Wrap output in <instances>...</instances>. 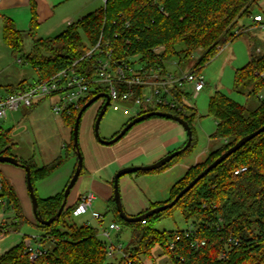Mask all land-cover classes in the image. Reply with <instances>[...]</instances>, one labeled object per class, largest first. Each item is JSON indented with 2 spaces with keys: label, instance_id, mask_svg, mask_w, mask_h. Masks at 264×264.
<instances>
[{
  "label": "trees",
  "instance_id": "16d2710c",
  "mask_svg": "<svg viewBox=\"0 0 264 264\" xmlns=\"http://www.w3.org/2000/svg\"><path fill=\"white\" fill-rule=\"evenodd\" d=\"M262 1L108 0L106 6L103 4L96 11L68 25L58 35L42 38L38 35L36 1L30 0V29L27 32L20 31L11 17L3 15L2 35L15 56L25 51V37H31L32 48L26 59L37 68L40 78H48L73 65L87 53L90 46L97 43L101 35L103 44L108 41L113 47L118 61L138 56L149 66L167 68L166 63L172 60L181 68L195 59L191 70L200 72L222 47L251 29L253 23L246 25L243 21L252 19L258 13L255 9L260 7ZM253 41L251 59L236 71L234 82L235 89L245 94L248 101L251 96L260 97L264 85V50L257 51L261 47L264 49V39L255 36ZM156 48L160 50L156 51ZM87 66H90V62L85 60L76 65L80 71ZM24 85L21 82L17 86H10L7 91H14ZM98 93L92 94L89 100ZM155 110L172 112L189 121L194 145L195 113L185 115L176 110ZM78 112L62 116L73 127V132ZM209 115L217 123L214 137L224 140L221 151H213L211 160L210 155L206 161L189 168L185 176L172 187L171 198L165 203L172 201L191 180L242 137L264 125V100L252 109L248 102L241 104L217 90L210 97ZM10 132V128L3 129L0 126V155H12L10 144L13 138ZM21 160L31 166L33 184L49 176L61 164L59 159L38 168L30 161ZM244 165L248 166V170L236 175L235 170ZM84 169L83 166L81 175ZM3 181L4 189L0 197L10 199L8 208L14 209L16 220L5 227L7 235L19 232L24 223L31 221L26 218L13 187ZM38 200L40 214L50 219L58 212L64 193L45 199L38 197ZM76 205L68 206L67 203L61 216L50 226L42 225L37 220L32 222L43 230L40 236L43 244L49 247L48 252L36 261H31L22 241L0 255V264H123L119 256L113 259L107 257L103 241L98 237L99 227L87 223L77 225L69 221ZM111 206L114 221L131 227L134 232V240L125 247L133 260L132 264H145V259L153 256L152 250L156 246H161L163 253L168 256L166 264H264V132L210 171L174 207L147 217L144 224L141 221L123 220L114 198ZM176 207H181L186 220H193L196 232L192 236H183L172 250L169 242L175 238L176 232L182 230L159 232L151 224ZM47 236L53 239V243L47 240ZM203 240L205 245L195 246Z\"/></svg>",
  "mask_w": 264,
  "mask_h": 264
},
{
  "label": "rangeland",
  "instance_id": "374dc122",
  "mask_svg": "<svg viewBox=\"0 0 264 264\" xmlns=\"http://www.w3.org/2000/svg\"><path fill=\"white\" fill-rule=\"evenodd\" d=\"M99 3L101 6L103 5L102 0ZM256 11L264 13V0L261 2L260 7L255 9ZM3 15L6 14L0 11V91L1 93H7V89L10 86H17L21 82L25 84L33 83L40 78V74L37 68L28 63L26 59L32 48L31 37H25V51L17 56L12 53L11 48L3 40ZM246 22V25H248L249 19L243 21V23ZM257 25H253L250 27L251 29L227 43L214 58L202 67L200 72L205 77L206 86L196 98L191 97V103L195 108L192 109V112H188L189 115L194 113L197 115L193 122L196 132L194 145L185 153L174 158L170 165L163 169L129 173L120 178L122 202L129 216H138L152 208L166 204L165 202L171 198L172 183L183 178L192 166L206 161L213 151L220 150L224 140L214 137L217 123L209 115L210 97L217 90L228 94L241 104L248 102L249 107L252 109L257 108L261 100H264V85L260 91V97L251 96L249 101L245 94L239 93L234 87L236 71L244 67L251 59V53L254 51L253 38L260 36V38L264 39V28L260 29ZM56 35L58 34H39V37L48 38ZM263 50L262 47L257 49L258 52H263ZM20 58L23 59V63L19 62ZM195 62L196 60L194 59L179 68L176 61L170 60L166 63V66L172 71L187 72L191 70ZM188 88L190 92L193 91L191 86ZM51 104L52 100L46 99L31 109L21 108L11 114L8 119H0V126L3 129H11L10 134L13 139L10 144V153L13 156L30 161L38 168L50 165L61 159V164L49 176L35 181V190L37 196L41 199L64 193L78 164V155L74 146L73 127L66 123L62 116L53 113ZM98 105L99 100L84 112L80 122L79 145L83 157L81 135L85 124L90 122L89 118L92 117L89 124H92L93 128L95 127L99 113ZM115 105L117 106L115 107ZM155 109H157V106L154 103L147 102L145 104L146 111ZM92 110L95 111L94 116L91 115ZM137 110L138 106L132 100H118L116 104H110L100 123V135L102 138L111 139L116 132H120L129 119L135 116ZM14 126L16 127L14 128ZM213 157L211 155L210 160ZM2 164H10L12 167H18L26 171L22 165L0 163V165ZM1 174L3 179L13 187L17 197L18 195L19 197L23 195L18 182L16 181L17 184L14 183L15 178L12 175H5L2 171ZM89 182L88 179L82 177L73 188L69 201H71L76 192L87 193L90 187ZM111 197L108 201L105 196L98 195L97 199L94 200L93 207L87 213L80 216L73 215L69 217V221L77 225H82L89 221L92 226L99 227L101 231L102 228L99 226L98 220L92 218V211L102 214L104 216L102 226L108 227L115 219L111 206L114 190ZM22 206L24 207L26 218L29 219L26 215L28 210H26L23 203ZM27 207L30 210L31 206ZM14 218L15 211L13 208L9 207L5 212L0 210V224ZM32 221H36L35 217H33ZM32 221L24 223L19 232L13 233L21 237L22 235H42L43 230L33 224ZM151 225L157 231L164 232L192 228L194 223L192 219L186 220L181 207H176L167 211L160 220H155ZM119 226L120 230L111 233L112 239L127 247L134 240V232L129 226L122 224ZM98 237L101 241L105 240L101 234ZM152 255V257L145 259V264H166L169 261L161 246H156L152 250Z\"/></svg>",
  "mask_w": 264,
  "mask_h": 264
},
{
  "label": "built area",
  "instance_id": "2783aa9c",
  "mask_svg": "<svg viewBox=\"0 0 264 264\" xmlns=\"http://www.w3.org/2000/svg\"><path fill=\"white\" fill-rule=\"evenodd\" d=\"M107 1L102 0L104 6ZM71 23L69 22V24ZM252 23L254 26L258 24L260 29L264 28V13L260 12L252 16ZM127 42L129 43V41ZM155 50L159 51L160 48ZM82 60L90 62V66L80 71L76 65ZM19 62L23 63V59L20 58ZM189 86L192 87V92L189 91ZM205 86L206 80L201 72L193 70L177 72L161 66H149L148 62L139 60L138 56L118 61L114 56L113 47L108 41L104 45L103 35H101L97 43L90 46L87 53L77 59L73 65L61 69L48 78H39L33 83L25 84L24 87L14 91H7V93L0 91V119H8L19 109H30L46 99L52 100L51 108L55 115H70L74 111H80L92 94L96 92L108 93L111 99L110 104H116L118 100L134 101L138 106L136 116L146 111L145 104L147 102L154 103L157 108L176 110L189 115L188 112H192V109L195 108L191 103V97L196 98ZM105 100V98L99 100L100 108ZM247 170L248 166L244 165L238 167L235 174L239 175ZM3 180L0 172V193L4 189ZM94 200L95 195L92 191L83 194L73 210V215L80 216L87 213L93 207ZM9 205L5 198L0 197V210L5 212ZM92 218L97 219L102 228L99 234L105 238L103 244L107 250V257L113 259L119 256L122 258L123 264H132L130 253L121 243L115 242L111 236L112 232L120 230L119 224L112 221L108 227H103L104 216L96 211H92ZM14 221H16L15 218L0 224V238L5 236V227ZM141 222L144 224L146 221L144 219ZM85 223L91 225L89 221ZM195 232V226L176 232L175 238L169 242V248L175 249L177 241L181 240L183 236H192ZM46 238L53 243V239L48 236ZM23 241L31 261H36L49 250V247L43 244L41 236L25 235ZM205 243L203 240L197 242L195 246L200 247Z\"/></svg>",
  "mask_w": 264,
  "mask_h": 264
},
{
  "label": "crops",
  "instance_id": "0c3cea01",
  "mask_svg": "<svg viewBox=\"0 0 264 264\" xmlns=\"http://www.w3.org/2000/svg\"><path fill=\"white\" fill-rule=\"evenodd\" d=\"M35 1L39 22L38 35L59 34L70 25L69 22H76L101 7L100 0ZM0 11L11 17L20 31L27 32L30 29L32 19L30 0H0ZM248 23V25L252 23L251 19ZM100 105L99 103V110ZM94 113L95 111L92 110L91 115L94 116ZM135 116L131 117L129 121ZM89 119L91 122L92 117ZM90 122L85 124L81 135L85 169L79 180L85 177L90 181L89 191L94 193L95 200L98 195L105 196L108 201L112 198L114 190L112 181L120 169L157 162L167 154L182 148L188 138L185 128L180 123L169 118L154 116L135 125L118 142L106 145L97 139L92 124H89ZM0 171L5 175H12L15 178V184H17L16 181L18 182L23 194L20 197L18 195V198L21 205L23 203L28 210L26 215L32 221L35 216L27 187V172L21 168L12 167L10 164L0 165ZM175 183L176 181L171 186L173 187ZM83 194L76 192L69 201L71 192L68 198V206L77 204ZM27 206H31L30 210ZM24 236H17L12 232L1 237L0 255L17 246L23 241Z\"/></svg>",
  "mask_w": 264,
  "mask_h": 264
},
{
  "label": "water",
  "instance_id": "95a60500",
  "mask_svg": "<svg viewBox=\"0 0 264 264\" xmlns=\"http://www.w3.org/2000/svg\"><path fill=\"white\" fill-rule=\"evenodd\" d=\"M102 98H105L106 100L99 110V113H98V116H97V119L95 122L94 130H95V135H96L97 139L103 144L111 145V144L118 142L135 125H137L140 122H143L149 118H152L154 116L172 119V120L180 123L188 133V141L184 147L167 154L166 156H164L163 158H161L160 160H158L157 162H154L152 164L127 166V167L120 169L115 174V177L113 180L114 199H115L116 207L119 211L121 218L127 222H140V221L146 219L147 217L153 216L154 214H158L160 212L171 209L201 179H203L205 176H207L210 173V171H212L214 168H216L220 163H222L224 160H226L230 155L237 152L247 142L251 141L256 136H258L259 134L264 132V125H263L261 128L257 129L256 131L242 137L235 145L230 147L226 152H224L214 162H212L208 167H206L200 174H198L193 180H191L189 182V184L186 185L172 201H170L166 204H163L161 206L152 208V209L148 210L147 212H145L144 214H141L138 216H129L126 213L124 206H123V202H122V196H121V190H120V178L123 175L129 174V173L145 172V171L148 172V171H154V170L161 169L166 164L171 162L174 158H176L178 155L182 154L183 152H185L187 149H189L192 146L193 130H192V127H191L189 121H187L185 118H183L177 114H174L172 112L162 111V110H152V111L145 112L143 114L137 115L134 118H132L122 128V130L120 132H118V134H116L113 138H111V139L102 138V136L100 135V123H101V120L104 117V115L108 109V106L110 105L111 99H110V96L108 93H105V92L98 93L94 97H92L90 100H88L77 114L75 125H74V146H75V149H76L77 155H78V164H77V168H76V171H75L72 179L70 180L68 186L65 189L64 200H63V202H62V204H61V206H60V208H59V210L55 216H52L50 219H45L40 214L39 200H38V196H37V193L35 190V186H34L33 181H32L31 166L29 164H27L26 162L22 161L18 157H15L12 155H0V163H11V164H15V165H22L26 169L27 187H28V191H29V194H30V197L32 200L34 216H35L36 220L42 225L50 226L57 218H59L61 216V214L63 213V211L65 210V208L67 206L68 198H69L73 188L75 187L76 183L78 182V180L81 176L82 168L84 166V157H83V154L80 150V145H79L80 122H81V119L83 117L84 112L92 104H94L95 102H97L98 100H100ZM6 202H7V204H10V199H6Z\"/></svg>",
  "mask_w": 264,
  "mask_h": 264
}]
</instances>
